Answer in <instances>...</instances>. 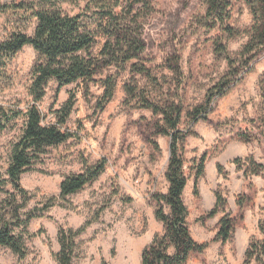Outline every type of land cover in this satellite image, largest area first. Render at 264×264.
Instances as JSON below:
<instances>
[{
	"label": "rangeland",
	"instance_id": "1",
	"mask_svg": "<svg viewBox=\"0 0 264 264\" xmlns=\"http://www.w3.org/2000/svg\"><path fill=\"white\" fill-rule=\"evenodd\" d=\"M150 2L153 12L138 24L145 51L131 64L145 68L154 80L130 75L128 70L106 69L88 83L59 89L49 82L37 105L44 124L54 123V112L73 96L74 107L63 130L74 137L47 148L21 176L25 197L14 191L5 175L24 118L19 116L0 132V224L19 225L15 218H32L27 227L26 257L20 259L0 248V264H58L54 256L59 251V230L76 231L87 221L93 222L76 239L73 264H141L144 248L163 232L154 215L155 196L167 192L169 139L155 135L157 117L126 101L123 85L132 83L145 87L152 99L183 106L179 130L187 135L183 151L187 185L182 199L192 239L207 245L202 254L191 255L187 264H244L248 244L261 238L264 172L252 175L245 170L251 162L264 166V53L251 63L250 72L243 70L231 81L225 95L213 99L203 118L191 123L190 115L228 75L226 62L213 51L211 39L217 33L206 34L198 26L205 11L202 0ZM231 2L228 25L243 33L252 25V16L241 1ZM20 5L74 16L84 13L87 2L0 0V43L16 32L33 34L36 20L30 11L11 7ZM87 10L84 22L92 29L96 10ZM246 41L242 34L228 42L233 58H238ZM102 44L103 39L98 38L91 53L96 55ZM36 62L30 46L8 60L0 71L1 106L23 113L32 104L29 88ZM108 77L116 79V88L112 100L100 110L101 85ZM83 160L88 165L105 160L104 173L82 191L61 199L60 184L82 172ZM202 160L204 172L197 179L196 166ZM223 218L230 219L234 227L227 242L216 240Z\"/></svg>",
	"mask_w": 264,
	"mask_h": 264
},
{
	"label": "trees",
	"instance_id": "2",
	"mask_svg": "<svg viewBox=\"0 0 264 264\" xmlns=\"http://www.w3.org/2000/svg\"><path fill=\"white\" fill-rule=\"evenodd\" d=\"M241 1L252 16V25L241 33L228 25L232 18L231 0H202L205 11L198 26L206 34L217 35L211 39L214 54L224 60L228 66V75L224 82L215 85L208 92L204 105L196 108L190 116V122L203 118L215 98L228 92L231 81L243 70L251 71V63L264 53V0ZM84 13L70 16L55 9L33 10L28 6H11L18 10L30 11L36 25L31 36L22 32L13 33L7 40L0 43V71L5 68L8 60L19 53L24 47L30 46L37 55V62L31 74L29 88L32 104L22 113L0 105V132L19 116L24 118V127L19 140L13 145L5 175L8 183L19 196L25 197L26 192L20 186L21 176L31 165L44 154L47 148L65 144L74 136L63 130L74 107V97L70 96L63 106L54 112V123L44 124L38 104L45 96V88L53 81L58 88L76 83L91 82L94 77L106 69H115L117 73L128 70L130 75H140L148 81L154 78L145 68H137L133 61H139L145 51V45L139 33V22L153 12L150 0H86ZM124 3L125 6H121ZM95 12L94 27L89 29L84 19L87 9ZM8 9V8H6ZM119 9V11H117ZM242 34L247 38L241 48L238 58H233L228 51V42ZM103 39V44L96 55L91 51L97 44V39ZM178 63V62H177ZM102 96L98 102L103 109L113 98L116 79L106 78L101 85ZM126 101L140 109L149 111L157 117L155 135L169 139V158L165 172L167 192L155 196L157 209L155 219L162 224L163 232L155 235L141 255V264H187L193 254H202L206 244L196 243L187 226L188 211L183 203V192L187 185L184 175L183 151L187 137L180 131L183 120V106L168 100L151 98L145 87L132 83L123 85ZM158 94V91H157ZM264 98V89L262 90ZM178 97V95H176ZM82 172L66 177L60 184V198L64 199L82 191L95 182L105 171L106 161L99 160L88 165L81 162ZM249 172L258 175L264 166L250 163ZM204 172V160L196 166L197 179ZM162 206L168 210L165 213ZM215 209L211 212L213 216ZM32 218L27 216L21 220L15 218L19 225L8 222L0 224V248L8 249L13 255L22 259L27 255L26 238H30L27 227ZM93 222V221H92ZM87 221L81 228L59 230L57 242L59 251L54 256L58 264H73L76 249V239L91 225ZM16 224V223H14ZM17 227L20 232H16ZM261 238L252 240L244 252V264H264V222L258 226ZM234 231L230 219L223 218L219 222L216 240L227 242ZM23 233V234H22Z\"/></svg>",
	"mask_w": 264,
	"mask_h": 264
}]
</instances>
